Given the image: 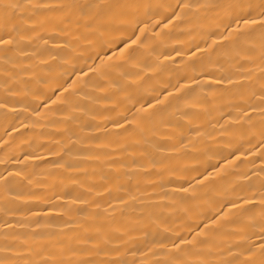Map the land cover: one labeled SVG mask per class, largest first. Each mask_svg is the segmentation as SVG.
<instances>
[{
  "label": "bare ground",
  "instance_id": "bare-ground-1",
  "mask_svg": "<svg viewBox=\"0 0 264 264\" xmlns=\"http://www.w3.org/2000/svg\"><path fill=\"white\" fill-rule=\"evenodd\" d=\"M0 264H264V0H0Z\"/></svg>",
  "mask_w": 264,
  "mask_h": 264
}]
</instances>
